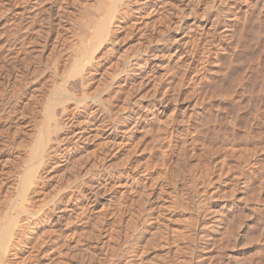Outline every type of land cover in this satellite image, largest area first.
Segmentation results:
<instances>
[{"label":"rangeland","instance_id":"rangeland-1","mask_svg":"<svg viewBox=\"0 0 264 264\" xmlns=\"http://www.w3.org/2000/svg\"><path fill=\"white\" fill-rule=\"evenodd\" d=\"M91 1L37 0L31 10L32 0H0V209L47 101L65 86L76 95L97 92L99 101L84 109L71 100L56 105L74 113L76 128L97 131L79 140L81 162L65 165L60 151H47L36 172L44 181L29 186L26 206L49 214L27 235L55 238L40 247L37 264H264V0H193L217 14V30L198 39V24L179 26L171 32L182 39L176 53H157L158 66L142 80V70L114 69L111 61L133 58L143 42L166 47V19L155 18L159 33L149 42L143 27L122 31L76 66ZM97 106L109 122L85 126ZM110 122L119 127L114 138ZM25 250L16 264H25Z\"/></svg>","mask_w":264,"mask_h":264},{"label":"bare ground","instance_id":"bare-ground-1","mask_svg":"<svg viewBox=\"0 0 264 264\" xmlns=\"http://www.w3.org/2000/svg\"><path fill=\"white\" fill-rule=\"evenodd\" d=\"M18 1V0H16ZM33 2L31 3V6H29L32 10L34 3L37 0H32ZM175 1V0H174ZM177 1V0H176ZM171 2V0H94L91 4L89 3V7L91 5L90 8L94 7V11L93 13H91L88 18V20L86 22H84V26H82V32L80 33L82 36V40L79 42V44L81 43V46H78L77 49V55H76V59H75V65H83V61L86 60V57H88L89 55H86V53L88 51H90V49L93 51L96 49L97 47H99L101 45V43L109 38L115 37L116 38V34L122 31H129L128 33L132 32L131 29H135V30H139L141 27H143V31L146 32V36L147 37V41L151 39V34L153 35V33H155L156 28H155V24L154 22L156 21V17H160L163 19H159V20H165L164 22V27H165V31H169L170 35L169 37L166 38L165 41H167L168 45L166 47H154L151 48L150 45L148 46V44H145L144 42L141 43L143 44L142 46H139L138 48V54L134 55L133 58L134 62L129 59L130 56H121L119 55L114 61H111L113 63V67H115L114 69H118V68H124L127 67L132 70L131 72H135V70H142V73L140 74L141 78L140 80H142V76H144V72H146V68H148L149 65L151 64H156L153 63L151 61L152 58H155V56H158L157 53H162V54H173L176 53V51L178 50V46L182 43L180 42L182 39L181 37H177V33H174V35H171V32L174 31L175 29L178 30L179 26H183L184 29L188 30H192L194 27L197 28V24L201 27V31L198 33L197 38L201 39V35L202 32L207 33V31H216L215 28L217 26H215L217 23V21H219L218 19H220L218 16H216L217 14L210 13L212 12L211 10H209V8L207 7V4L203 2L202 5H197L193 4L192 1L193 0H178L179 2ZM199 1V0H197ZM204 1V0H203ZM216 1V0H215ZM234 1V0H233ZM5 3H8V1H6ZM37 3V2H36ZM218 4L220 3L219 1L217 2ZM223 3V1L221 2ZM201 4V3H200ZM209 4V3H208ZM218 4H216L215 6H218ZM8 5V4H7ZM5 7V6H3ZM214 7V6H213ZM219 7V6H218ZM219 9V8H216ZM215 9V10H216ZM3 10H5V8H3ZM35 10V9H34ZM91 10V9H90ZM89 10V11H90ZM93 10V9H92ZM91 10V11H92ZM90 11V12H91ZM97 11V12H96ZM222 11V10H221ZM217 12V11H216ZM219 14V13H218ZM160 15V16H158ZM163 15V16H162ZM29 16V15H28ZM162 16V17H161ZM165 17V18H164ZM179 17H181L179 19ZM211 18V19H210ZM183 19V20H182ZM155 20V21H154ZM158 20V21H159ZM191 20V21H190ZM157 21V22H158ZM162 22V21H160ZM197 22V23H196ZM200 22V23H199ZM141 24L143 26H141ZM199 27V28H200ZM23 28V27H22ZM203 28H206L207 30L204 29V31L202 30ZM163 30V29H162ZM199 30V29H198ZM176 31V30H175ZM174 31V32H175ZM186 31V32H187ZM206 31V32H205ZM164 32L160 31V33ZM126 33V32H123ZM159 33V31L157 32ZM167 32H165L166 34ZM140 35V33H137ZM120 35V34H119ZM167 36V35H166ZM139 37V36H138ZM154 37V36H153ZM79 38V39H80ZM119 38V37H118ZM185 39V38H184ZM186 40V39H185ZM116 41V40H115ZM148 41V42H149ZM164 41V42H165ZM112 42V41H111ZM185 42V41H184ZM187 43V40H186ZM197 43V42H196ZM106 45V44H105ZM198 46V45H196ZM141 47V49H140ZM181 49V48H180ZM172 50H174L172 52ZM115 51V50H114ZM180 51V50H179ZM80 52V54H79ZM113 52V51H112ZM186 52V51H185ZM194 52V51H193ZM91 53V51L89 52ZM103 53V52H102ZM181 53V52H180ZM179 53V54H180ZM115 54V53H114ZM116 54V55H117ZM182 54V53H181ZM92 55V54H91ZM90 55V56H91ZM102 55V54H101ZM108 55V54H107ZM164 55V56H165ZM185 55V54H184ZM89 56V57H90ZM142 56V57H140ZM175 56V55H172ZM171 57V56H170ZM182 57V56H181ZM101 58V57H99ZM109 58V57H108ZM111 58V57H110ZM168 58V57H167ZM97 59V58H95ZM90 60V59H89ZM107 60V58H106ZM169 60V58L167 59V61ZM187 60V59H186ZM186 60L184 59V61L186 62ZM104 61V60H103ZM149 61V62H147ZM183 61V60H182ZM98 62V61H96ZM189 62V61H188ZM74 65V66H75ZM95 65V64H94ZM99 65V64H98ZM157 65V64H156ZM154 66V65H152ZM158 66V65H157ZM87 67V66H86ZM163 67V66H162ZM161 68V67H160ZM151 69V68H150ZM79 70V69H78ZM80 71V70H79ZM89 71V70H88ZM126 71V70H125ZM156 71V70H155ZM74 73V72H73ZM113 73V72H112ZM69 74V73H68ZM77 76V75H76ZM80 76V75H79ZM78 77H76L77 79ZM84 78V77H83ZM90 78V77H89ZM84 80V79H83ZM62 81V80H61ZM67 80H65L66 82ZM87 81V80H85ZM63 82V81H62ZM115 82V81H114ZM140 82V81H139ZM62 84V83H61ZM60 84V85H61ZM67 84V82H66ZM84 84V83H83ZM87 84V83H86ZM82 85V86H86ZM58 85V86H60ZM69 85V84H68ZM72 85V83H71ZM80 85V84H79ZM57 86V87H58ZM75 86V85H74ZM73 86V87H74ZM56 87V88H57ZM63 87V84H62ZM60 88V87H59ZM66 88V86H65ZM62 89L64 90V92L62 90H59L62 92V95H60L61 97H58L56 99H53L52 101L49 100L47 101V105L46 107L43 109L44 111V116H45V120L41 121L36 129V134L34 135L32 142H31V146L30 149L27 151V156H26V163L24 168L22 169V171L20 172V175L13 180V182L8 186L9 187V193L6 197L7 202H5V205L3 206V208L0 209V264H16L17 263V258L23 256L24 252L27 251L25 250L26 248L30 249V255L27 258H23L21 259V261L25 260V264H37V252L38 250L41 248H44L46 246L49 245V243L53 242V240L55 239H50L47 235L45 236H38V235H33V236H29L27 235L28 231H30V227L33 224H36L37 222L42 223L41 221H43L46 218V213L47 210H42V207H38L37 209L33 210L32 205L31 207L26 206V204L24 203V200L26 198V195L28 193L29 190H31V188H29L30 184H32V182L36 179H41V176L36 175L37 169L38 167H40L41 165H45L46 163V158L48 157L47 151H60L61 156L65 157V165H69V162L72 160L74 161H79L81 162L82 157H83V153L82 151H85V149H83V146H79V140L82 139V143L84 144L90 137L91 132L94 131V133H96L97 130H93L91 129L88 133L86 134L85 129L83 128V126H80V128H76L74 125L76 124V121L74 123V119L72 116H74V113L69 114L70 116H68V112L66 107H59V112L57 111L58 108L56 107V105L58 104V106H60V104L63 101L67 100H71L75 103L74 108L76 107L77 109L83 108L88 106L86 104H88L86 101L92 99V100H97L99 101V95L96 92L95 94H87L85 91V93H82L81 95H76V94H72L70 90L67 89ZM55 89V88H54ZM53 89V90H54ZM58 89V88H57ZM56 90V89H55ZM87 91V90H86ZM55 92V91H54ZM52 92V93H54ZM57 92V91H56ZM94 93V92H93ZM55 94V93H54ZM113 94V93H110ZM57 94H55L54 96L56 97ZM51 96V94H50ZM49 96V97H50ZM108 96V94H107ZM110 96V95H109ZM108 96V97H109ZM52 98L53 95L51 96ZM51 98V99H52ZM105 98V97H104ZM50 99V98H49ZM48 100V99H47ZM105 100V99H104ZM50 102V103H48ZM94 102V101H93ZM110 102V101H109ZM108 102V103H109ZM64 103V102H63ZM62 103V104H63ZM101 103V101H100ZM61 104V105H62ZM64 105V104H63ZM62 105V106H63ZM94 105V104H93ZM99 105V104H98ZM102 105V103H101ZM66 106V104H65ZM108 106V104H107ZM152 106V105H151ZM155 106V104L153 105ZM72 107V106H71ZM61 108V109H60ZM88 108V107H87ZM91 108V107H90ZM57 109V110H56ZM105 107H98L95 109H91V111L88 113V118L84 119V124L85 126H87V124L90 122L91 124L89 125H95V123H97L100 119H103L104 117H102V115H104L103 111L105 110ZM73 111V110H72ZM77 111V110H76ZM87 111V110H86ZM85 112V111H84ZM108 111H106L105 113H107ZM94 113V114H92ZM149 114H151V116L154 114L153 110H150L148 112ZM87 114V113H86ZM190 114V113H189ZM107 115V114H106ZM86 116V117H87ZM122 116V115H121ZM133 116V114H132ZM129 115L128 119H131V117ZM154 116V115H153ZM102 117V118H101ZM108 117V115H107ZM111 117V116H110ZM125 117V116H124ZM126 118V117H125ZM133 118V117H132ZM146 118V117H145ZM73 119V120H72ZM149 119V118H148ZM151 119V118H150ZM104 120V119H103ZM109 120V118H108ZM135 120V119H133ZM105 121V120H104ZM131 121V120H130ZM82 122V121H81ZM105 122H109V121H105ZM128 122V121H127ZM83 123V122H82ZM87 123V124H86ZM111 123V124H110ZM108 124H105L107 126V132L108 135L110 137H113L116 135L117 131L116 129V125L115 123L110 122ZM126 123V122H125ZM80 124V123H79ZM78 124V127H79ZM83 124V125H84ZM99 124V123H98ZM129 124V123H128ZM88 125V126H89ZM77 126V125H76ZM128 126V125H127ZM130 126V125H129ZM96 127V125L94 126ZM98 127V126H97ZM142 127V126H141ZM89 128V127H88ZM128 128V127H127ZM134 128V127H133ZM81 129V130H80ZM98 129V128H97ZM124 129H126V126L124 127ZM118 130V129H117ZM127 130V129H126ZM85 132V134H84ZM171 132V131H170ZM127 133V132H126ZM96 134H94L93 136H95ZM92 136V135H91ZM112 138V139H113ZM111 140V139H108ZM58 142V143H57ZM60 142H62V144H60V146L62 145V147H60L61 149L59 150V145H54V144H59ZM73 142V143H72ZM81 142V141H80ZM87 143V142H86ZM89 143V142H88ZM107 143V142H106ZM108 146V145H107ZM172 146V145H171ZM183 147V146H182ZM178 148V147H177ZM83 149V150H82ZM182 152V151H181ZM113 153V152H112ZM172 153V152H171ZM180 154V152H178ZM168 154V153H167ZM86 155V154H84ZM113 155V154H112ZM47 156V157H46ZM87 156V155H86ZM98 156V155H97ZM105 156V155H104ZM181 156V155H180ZM46 157V158H45ZM50 157V156H49ZM88 157V156H87ZM55 158V157H54ZM57 158V157H56ZM85 158V157H84ZM100 158V157H99ZM59 159V158H58ZM97 159V158H96ZM100 159H103L102 157ZM48 160V159H47ZM62 161V160H61ZM83 161V160H82ZM94 161V160H93ZM91 160V164L93 162ZM57 161L54 162L55 167ZM105 163V162H104ZM53 164V165H54ZM59 164V163H57ZM81 164V163H79ZM89 164V163H88ZM89 164V165H91ZM95 164V163H93ZM50 165V164H49ZM74 165V164H73ZM92 166V165H91ZM94 166V165H93ZM45 167V166H44ZM50 167V166H49ZM67 167V166H66ZM79 167V166H78ZM97 167V166H96ZM52 168H54L52 166ZM98 168V167H97ZM100 168V166H99ZM49 169V168H48ZM51 169V168H50ZM89 169V168H88ZM87 169V170H88ZM91 169V168H90ZM89 169V170H90ZM95 169V168H93ZM90 170V174H94V170ZM105 170V169H104ZM45 171V170H43ZM95 171H97L95 169ZM42 173V172H41ZM87 173V172H85ZM84 173V174H85ZM96 173V172H95ZM100 173V172H99ZM98 173V174H99ZM102 173V172H101ZM99 175H102V174ZM121 173V172H120ZM129 173V172H128ZM90 176V175H89ZM92 176V177H94ZM72 177V176H71ZM101 177V176H100ZM103 177V176H102ZM47 178V177H46ZM99 176L97 175L96 179H98ZM42 181H44L43 179H41ZM47 180V179H46ZM70 180V179H69ZM103 180V179H102ZM67 182V181H66ZM78 182V181H77ZM44 183V182H43ZM74 183V182H73ZM81 183V182H80ZM84 183V182H83ZM97 183V182H96ZM96 183H94V185H96ZM48 184V183H47ZM78 184V183H77ZM89 184V183H88ZM98 184V183H97ZM81 185V184H80ZM93 185V184H92ZM106 186V185H105ZM69 187V186H68ZM71 188V187H70ZM109 188V187H108ZM34 190V189H32ZM36 191V190H35ZM72 191V190H71ZM95 191V190H94ZM129 191V190H128ZM148 191V190H147ZM67 192V191H66ZM123 192V191H122ZM130 192V191H129ZM30 193V192H29ZM74 193V192H73ZM93 193V192H91ZM68 194V193H67ZM97 194V193H96ZM140 194V193H139ZM145 194V193H144ZM86 195V194H84ZM147 195V194H146ZM74 196V194L72 195ZM71 196V197H72ZM143 196V195H142ZM69 197H70V192H69ZM90 197V196H89ZM75 198V197H74ZM86 198V197H85ZM88 198V196H87ZM70 199V198H69ZM73 199V198H72ZM143 199V198H142ZM141 199V200H142ZM147 199V198H146ZM33 200V199H32ZM47 201V200H46ZM59 201V200H57ZM77 201V200H76ZM145 201V200H144ZM30 203V202H29ZM35 202H33L34 204ZM43 203V202H42ZM55 203L56 200H55ZM60 203V202H59ZM127 203V202H126ZM59 205V204H58ZM35 206V205H34ZM50 206V204H49ZM57 206V205H56ZM86 206V205H85ZM130 206V205H129ZM141 206V204H140ZM2 207V206H1ZM45 207V206H44ZM122 207V206H121ZM120 207V208H121ZM126 207V206H125ZM46 208V207H45ZM52 208V207H51ZM50 211V210H49ZM141 214V213H140ZM51 215V214H50ZM49 216V215H48ZM20 217V218H19ZM23 219V223L18 225V220L17 219ZM58 219V218H57ZM130 219V218H129ZM128 219V220H129ZM48 220V219H46ZM135 221V220H134ZM45 222V220H44ZM127 222V221H126ZM48 223V222H47ZM46 223V224H47ZM43 225V224H41ZM134 226V225H133ZM131 228V227H130ZM36 229V228H35ZM135 229V228H134ZM136 230V229H135ZM142 230V229H141ZM38 231V230H37ZM36 231V232H37ZM131 231V230H130ZM33 234V232H31ZM136 233V232H135ZM35 234V233H34ZM38 234V233H36ZM47 234V233H46ZM76 234V233H75ZM74 236V235H73ZM77 237V236H76ZM139 237V236H138ZM79 239V238H78ZM57 243V242H56ZM60 243V242H59ZM62 244V242H61ZM57 245V244H56ZM63 245V244H62ZM51 246V245H50ZM58 247V246H57ZM49 248V247H48ZM60 249V248H59ZM48 249H45L44 251L47 252ZM58 250V249H57ZM29 251V250H28ZM59 252V251H58ZM28 253V254H29ZM26 254V253H25ZM24 254V255H25ZM39 254V253H38ZM45 255V254H44ZM50 255V254H49ZM42 257V256H41ZM49 257V256H48ZM47 257V259H48ZM44 258V257H43ZM40 259V258H39ZM50 260L49 262H51L52 260ZM44 261V260H43ZM42 261V262H43ZM58 263L60 264L61 260H57ZM56 261V262H57ZM41 263V262H40ZM44 263V262H43ZM48 262H46L47 264ZM45 264V263H44ZM51 264V263H49Z\"/></svg>","mask_w":264,"mask_h":264}]
</instances>
